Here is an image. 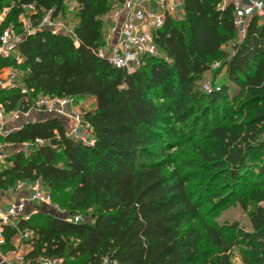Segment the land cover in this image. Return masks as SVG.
<instances>
[{
  "label": "trees",
  "instance_id": "1",
  "mask_svg": "<svg viewBox=\"0 0 264 264\" xmlns=\"http://www.w3.org/2000/svg\"><path fill=\"white\" fill-rule=\"evenodd\" d=\"M65 1L0 0V12L8 9L0 35L22 26L30 5L36 28L24 33L20 60L0 56V68L20 71L16 86L0 88V107L27 113L39 95L95 101L81 115L93 145L71 138L54 111L3 137L28 147L6 156L0 191L39 181L65 214L84 218L53 210L20 218L31 232L30 264H233L237 246L245 263L264 264L263 17L252 16L239 38L234 2L183 0L184 18L168 13L152 31L161 55L128 72L100 52L103 21L124 0H75L72 33L38 27L47 12L62 14ZM222 69L224 78L203 89L207 72ZM231 193L249 210L250 231L204 212ZM15 233L6 227V248Z\"/></svg>",
  "mask_w": 264,
  "mask_h": 264
},
{
  "label": "built area",
  "instance_id": "2",
  "mask_svg": "<svg viewBox=\"0 0 264 264\" xmlns=\"http://www.w3.org/2000/svg\"><path fill=\"white\" fill-rule=\"evenodd\" d=\"M149 0H124L118 3L111 12V21L113 27H110V32L114 37L112 43L106 48L100 50L102 56L106 57L113 66L122 68L128 72L135 71L142 63L144 58L149 54L161 55V52L154 43L152 31L161 28L166 19V13L162 9L151 7L148 4ZM166 0H159L158 5L164 7ZM183 4V1H182ZM236 9L235 26L238 32V37L242 38L246 33V28L252 16L261 15L264 17V7L260 0H250L247 8L241 3H234ZM32 12L34 7L27 6ZM8 10L0 12V17L6 16ZM52 17V12H47L38 27H50L53 32L66 30L72 33L73 30L66 25L62 27ZM36 28L33 29L34 32ZM24 33H20L13 25L6 27L0 35V56L4 58L13 57L20 60L19 46L24 37ZM30 33V32H28ZM110 36V35H109ZM17 73L10 69L7 76L4 75L0 68V88L7 86H16L15 79ZM205 90L210 92L211 87L205 86ZM42 110H56L58 114L65 118L68 127V135L75 141L82 144L93 145L92 128L88 122L82 119L81 113L78 110V102L75 98H60V97H43L40 99ZM23 113L19 110L13 111V114L7 113L3 107H0V121H7L10 116L13 119L19 118ZM8 133V132H7ZM44 141L37 139L36 143L41 144ZM28 147V144H26ZM27 149V148H26ZM6 156L0 155V161L5 164ZM27 189L29 194L27 198L20 201H11L8 208L2 211L0 207V245L6 243V227L15 229V236L18 238L19 246L10 251V258L16 264H30L26 256L31 249L30 239L31 232L21 229L18 224L19 220H28L32 211L29 207L32 204H41L49 206L53 211L59 214H64L68 220L75 222L83 221L82 215L70 216L65 214V211L56 203L51 192L42 185L41 182H20L15 190ZM36 264H61L58 258L38 259ZM100 264H118L116 261H110L109 258H104Z\"/></svg>",
  "mask_w": 264,
  "mask_h": 264
},
{
  "label": "rangeland",
  "instance_id": "3",
  "mask_svg": "<svg viewBox=\"0 0 264 264\" xmlns=\"http://www.w3.org/2000/svg\"><path fill=\"white\" fill-rule=\"evenodd\" d=\"M65 11L62 14H59L57 17L53 18L54 21L58 24L57 26L62 27L63 25H66L68 28L73 29L74 25L76 24L77 21V3L75 0H66L65 1ZM32 13L30 8H27V10L25 11L24 15L21 16L20 21L22 22V26L18 27L17 30L20 33H23V30L26 29L28 25H31V20H30V14ZM108 17L104 19L103 21V26L105 29V36H106V41L107 43L104 45V48L108 47V45H110L112 43L113 40V33L110 32V27L108 22ZM110 35V36H109ZM225 50L228 52H232L231 51V47L225 46ZM220 63V62H219ZM219 63H216L214 65V69H216L219 66ZM16 73L20 74V71H16ZM224 69H222V71L218 74L217 77H215V73L214 72H207L205 79L203 81V89H206L205 86L209 85L210 87L213 86V84L216 82L218 83L221 79L224 78ZM46 97V96H42L39 95L38 97H36L32 103V107L29 109H36V108H42L40 106L41 103V98ZM95 107V101L94 98L92 97H87L84 96L82 98L79 99L78 101V110L79 112L84 115V113L88 110H92ZM44 111H49V110H44ZM51 111V110H50ZM33 113V110H32ZM52 112H49L47 115H51ZM46 115V116H47ZM35 115L32 114V119H34ZM29 118V117H28ZM14 148V147H13ZM10 146L5 145V142L3 141V139H0V154L3 156H7L8 154H10L13 150H18L20 149H26V146H19L13 149ZM173 150V149H172ZM3 162L0 161V164L2 165ZM0 165V166H1ZM249 181L251 183H255L256 181H258L257 178H250ZM248 183V181H247ZM243 187H244V182H242ZM242 187V186H241ZM227 191V190H226ZM225 191V192H226ZM226 195V194H225ZM262 205L264 206V202L262 203ZM32 211V213L37 214L38 212H53L52 209L49 206L46 205H41V204H32L29 207V211ZM206 214H210L212 215V219L215 220L216 222H218L221 225H234L235 223H237L239 225V228L245 230V231H250V218H249V210H243V208L241 207L240 203L236 200V194H232L229 195L227 198H225L224 200L217 202L213 208L212 207H207L205 208L204 211ZM245 250V248L241 247V246H237L234 249V257H233V264H249V263H245L242 259V255H241V251Z\"/></svg>",
  "mask_w": 264,
  "mask_h": 264
},
{
  "label": "crops",
  "instance_id": "4",
  "mask_svg": "<svg viewBox=\"0 0 264 264\" xmlns=\"http://www.w3.org/2000/svg\"><path fill=\"white\" fill-rule=\"evenodd\" d=\"M182 1L183 0H166V4L164 5V7H161L158 5L159 0H149L148 4L151 7H156L160 10L162 9L163 11H165L166 14H168V13L171 14L172 16H174V18L176 20H181L182 18H184V15H185ZM260 1L262 2L263 7H264V0H260ZM232 2L241 3V5H243L245 8H247L248 4L250 3V0H225L224 5H228L229 3H232ZM6 10H8V9H5L4 11H6ZM26 10H27V8H25V11ZM1 12H3V11H1ZM22 15H24V14H22ZM5 17L6 16L0 17V23L3 21V19ZM261 17H263V16H261ZM110 18H111V13L108 17L107 22H108L109 26H111V28H112L113 24H112V21ZM20 19H21V17H20ZM263 19H264V17H263ZM34 28L35 27H33L32 23H31V25H28L27 30L24 29L23 32H31V31H33ZM10 69H12V68L4 67V68H1V71H3L5 76H7ZM7 87L11 88L14 86H7ZM32 110H33V113H32ZM51 111H54L57 113L56 110H51ZM49 112H50V110L44 111L42 109L36 108V109L29 110L26 114H22L17 119H13V117L10 116V118L7 121H5V122L0 121V139H3V137L7 134V132L9 133L11 131H14V130L20 128L25 122L44 119ZM10 114L12 115L13 111L10 112ZM32 114L36 116V117L34 116L35 117L34 119H32V117H31ZM5 145L10 146L12 148L13 147L14 148L19 147V146L8 144V143H5ZM22 146H26V144H23ZM13 151H16V150H13ZM13 151L11 153H13ZM10 154H8V155H10ZM6 163L7 162H5V164ZM28 194H29V192L27 189L15 190L13 192H11V191H0V207H1L2 211H5L8 208L9 203L11 201H20L22 199H25V198H27ZM6 245H7L6 243L0 245V264H16L13 260H11L9 252L16 249L19 246L18 238L16 236H14L11 239L9 248H6Z\"/></svg>",
  "mask_w": 264,
  "mask_h": 264
}]
</instances>
